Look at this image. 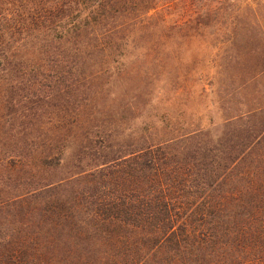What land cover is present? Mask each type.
<instances>
[{"label":"trees","instance_id":"1","mask_svg":"<svg viewBox=\"0 0 264 264\" xmlns=\"http://www.w3.org/2000/svg\"><path fill=\"white\" fill-rule=\"evenodd\" d=\"M174 2L181 4L176 20L153 21ZM197 6L196 16L187 14ZM262 6L264 0H0V91L26 77L51 79L70 97L63 81L72 80L81 121L91 94L85 89L105 73L94 66L116 60L136 33L160 29L248 33L253 41L231 42L220 57L260 77ZM88 120L81 121L78 152L98 143L102 159L42 161L33 169L48 174L31 172L27 190L0 199V264H264V101L226 115L216 141L193 143L204 133L195 129L116 156L106 153L112 134H93ZM3 215L17 220L8 225Z\"/></svg>","mask_w":264,"mask_h":264},{"label":"rangeland","instance_id":"2","mask_svg":"<svg viewBox=\"0 0 264 264\" xmlns=\"http://www.w3.org/2000/svg\"><path fill=\"white\" fill-rule=\"evenodd\" d=\"M201 4L197 1V5ZM180 6L174 2L169 9L154 13L153 21L166 17L172 23L178 18ZM261 8L264 15V6ZM196 9L198 6L187 14L196 16ZM245 15L248 13L241 17ZM253 38L244 32L213 35L208 31L174 29L136 33L135 42L116 60L103 67L94 66L105 69V73L93 80L92 88L85 89L91 94L81 121H92L85 129L93 134L98 131L104 139L112 134L108 156L179 138L195 129L204 133L193 143L216 141L226 115L264 101V72L250 79L242 63L220 57L228 54L231 42H250ZM67 82L72 89L70 97H65L62 85L51 79L41 82L26 77L11 83L10 91H0V199L27 190L23 182L31 172L48 174L46 169H33L42 161L60 160L65 164L77 159H102L104 151L98 143L87 147V153L78 152L85 144L80 136L84 129L78 120L80 97L75 83L64 80L63 84ZM53 87L61 90L51 97ZM14 216L3 215L4 221L13 225L17 220Z\"/></svg>","mask_w":264,"mask_h":264}]
</instances>
